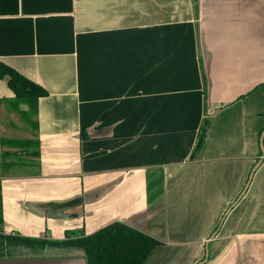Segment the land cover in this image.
I'll list each match as a JSON object with an SVG mask.
<instances>
[{"label": "crops", "instance_id": "crops-1", "mask_svg": "<svg viewBox=\"0 0 264 264\" xmlns=\"http://www.w3.org/2000/svg\"><path fill=\"white\" fill-rule=\"evenodd\" d=\"M0 61L47 92L0 78V138L30 140L0 143V232L119 221L160 241L142 264H264V0H0Z\"/></svg>", "mask_w": 264, "mask_h": 264}, {"label": "trees", "instance_id": "trees-1", "mask_svg": "<svg viewBox=\"0 0 264 264\" xmlns=\"http://www.w3.org/2000/svg\"><path fill=\"white\" fill-rule=\"evenodd\" d=\"M14 95V105H34L46 90L0 61V78ZM1 144L27 147L30 140L0 138ZM7 154L4 152L3 155ZM1 216V205H0ZM160 241L126 223L113 221L94 232L76 238L48 239L0 232V259L55 256L71 248L83 256L85 264H142Z\"/></svg>", "mask_w": 264, "mask_h": 264}, {"label": "water", "instance_id": "water-1", "mask_svg": "<svg viewBox=\"0 0 264 264\" xmlns=\"http://www.w3.org/2000/svg\"><path fill=\"white\" fill-rule=\"evenodd\" d=\"M263 136H264V129L262 130V132H261V135H260V146H261V149L263 150V146H262V139H263ZM259 162H260V160L254 165V167L252 168V170H251V172H250V174H249V177H248V180H247V183L249 182V180H250V177H251V174H252V172H253V170L256 168V166L259 164ZM247 183H246V185L244 186V188H243V190H242V193H243V191L246 189V187H247ZM241 193V194H242ZM240 194V195H241ZM239 195V196H240ZM239 199V197L236 199V200H238ZM235 200V201H236ZM234 203V202H233Z\"/></svg>", "mask_w": 264, "mask_h": 264}]
</instances>
